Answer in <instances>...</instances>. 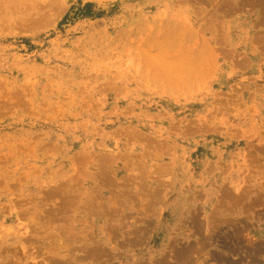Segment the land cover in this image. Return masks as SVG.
Returning <instances> with one entry per match:
<instances>
[{
	"label": "rangeland",
	"instance_id": "obj_1",
	"mask_svg": "<svg viewBox=\"0 0 264 264\" xmlns=\"http://www.w3.org/2000/svg\"><path fill=\"white\" fill-rule=\"evenodd\" d=\"M0 264H264V0H0Z\"/></svg>",
	"mask_w": 264,
	"mask_h": 264
},
{
	"label": "trees",
	"instance_id": "obj_2",
	"mask_svg": "<svg viewBox=\"0 0 264 264\" xmlns=\"http://www.w3.org/2000/svg\"><path fill=\"white\" fill-rule=\"evenodd\" d=\"M90 7V5H88V8Z\"/></svg>",
	"mask_w": 264,
	"mask_h": 264
},
{
	"label": "bare ground",
	"instance_id": "obj_3",
	"mask_svg": "<svg viewBox=\"0 0 264 264\" xmlns=\"http://www.w3.org/2000/svg\"><path fill=\"white\" fill-rule=\"evenodd\" d=\"M97 255V254H96ZM90 258V257H89ZM92 259V258H91Z\"/></svg>",
	"mask_w": 264,
	"mask_h": 264
}]
</instances>
